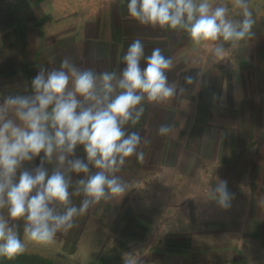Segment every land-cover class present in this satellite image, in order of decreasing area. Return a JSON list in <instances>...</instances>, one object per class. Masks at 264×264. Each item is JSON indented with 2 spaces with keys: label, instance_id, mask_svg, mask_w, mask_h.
<instances>
[{
  "label": "crops",
  "instance_id": "obj_1",
  "mask_svg": "<svg viewBox=\"0 0 264 264\" xmlns=\"http://www.w3.org/2000/svg\"><path fill=\"white\" fill-rule=\"evenodd\" d=\"M86 2L74 6L69 2L59 1L52 4L49 9H78L81 12H65L59 17L54 15L44 20L36 19L34 22L25 21L17 24V46L26 49L27 52L17 57L16 63L13 64L15 67L9 66L8 57L1 56L0 74L7 76L8 80L0 82V99L6 95L30 93L31 79L37 74L39 67H59L65 57L82 68H93L97 72L116 71L119 74L123 67L122 58L134 39L142 40L146 55H150L152 49L160 48L166 57L173 60V67L166 75L169 83L176 87L177 94L164 104L156 105L146 100L142 101L140 106L144 108V115L137 125H127L126 131H138L142 139L147 141L141 145L145 158L143 162H139V169L145 173L140 172L137 176L130 168L136 162L133 156L127 159L117 175L127 185V193L120 198V201L128 200L132 203L128 209L129 215L135 210L136 203L148 202V211L140 212H144L149 219L159 218L162 234L151 241L148 236L150 232H146L143 239L130 237L128 264H264V194L251 196L250 199L248 191L244 189L245 183L248 182L247 178L241 179L239 189L229 191L234 195L233 200L241 197L243 204L240 206L239 203L235 209H230L227 217H224V212L221 214L217 207L213 188L205 189L204 194L194 196V201H197L194 207L199 209L198 216H200L201 203L207 202L199 197H206L211 202L208 217L201 216L208 219L205 222L203 218L200 219V224L193 211L184 209L181 215L170 214L180 208L179 204L175 210L171 209L172 211L167 209V206H163L170 197L171 201H174L176 197L181 196L179 187L184 186L183 180H186L184 175L179 176L176 172V176L170 181L167 176L169 170L180 169L178 162L180 154L199 156L210 154V159L199 166L198 179L192 180V184L214 187L219 183L218 179L212 181V177L205 174V171L224 166H232L236 170L246 169L250 163L247 156L251 152L250 145L264 137L263 133H258L253 140V136L248 132L233 129L232 126L222 123L225 122L224 119H215L214 116L218 113L213 111V109L227 110L230 107L237 108L243 105L244 97L234 96V91L238 90V83L236 82L234 86L233 75L240 73L242 60L250 56L257 57L264 51V46L258 45L260 41L264 42V0H250L249 3L256 20L253 28L255 36L251 40L240 42L235 48L231 44H224L226 55L223 58H217L212 54L213 43L194 45L183 30L140 25L128 16L126 7L128 0H103L92 8H88ZM223 2L229 7L230 18L242 19L240 11L232 8L231 0H223ZM89 9L96 11L88 14ZM10 23L7 21L0 27L1 53L4 52L2 42L7 38L4 37ZM215 43L219 44L222 41ZM144 66L146 65L142 60L141 67ZM208 73L216 75V80L212 82L214 85L211 84L210 89ZM15 75L17 79L13 80ZM187 75L194 77L193 84L185 83L184 77ZM207 88L209 92L213 91L208 94L211 98L205 101L204 92ZM204 108L209 109L205 119L201 115ZM162 124L172 128L167 136L158 134ZM204 125L216 129L203 131ZM257 153L264 155V145L260 147L257 145ZM77 155L83 157L82 148L77 149ZM169 155H171V164L168 162ZM237 156H240V162L244 159L247 166L243 167ZM36 163H39V158ZM256 163L258 167L262 165V162L261 165L259 161ZM52 164H56L55 160ZM127 169L128 174L125 173ZM234 184L227 181V187ZM142 185L145 188L140 190ZM169 185L172 186L171 193H168ZM238 193L242 196L237 195ZM260 201L261 210L260 205H256V202ZM181 202L184 203L185 200ZM211 218L214 219L210 220ZM223 218H227L228 221L222 220ZM201 223L215 224L216 226H213L209 233L212 239L218 238L212 233H224L219 237L223 243L216 245L203 242L205 236L201 231ZM169 224L170 228H168ZM154 229L157 230V227ZM193 235L198 239L194 240ZM152 238L150 235V239Z\"/></svg>",
  "mask_w": 264,
  "mask_h": 264
},
{
  "label": "clouds",
  "instance_id": "obj_2",
  "mask_svg": "<svg viewBox=\"0 0 264 264\" xmlns=\"http://www.w3.org/2000/svg\"><path fill=\"white\" fill-rule=\"evenodd\" d=\"M249 3L231 0L242 16L238 20L230 18L223 0H128L126 7L140 25L183 30L194 45L213 43L212 54L223 58L224 44L235 48L255 36ZM122 64L119 74L97 72L65 57L59 67H39L30 93L0 99V213L6 210L0 214V259L21 255L25 241L53 244L57 234L70 231L90 208L127 193L117 173L130 157L143 162L141 145L147 141L126 126L140 122L142 101L164 104L177 90L166 75L172 58L158 47L146 55L139 38L128 46ZM184 80L194 83L191 75ZM171 131L162 124L158 134ZM78 148L83 158L77 156ZM54 160L50 173L46 165ZM71 174L79 177L74 188ZM214 193L221 209L232 207L234 195L226 180L219 181ZM74 196L82 197L78 206Z\"/></svg>",
  "mask_w": 264,
  "mask_h": 264
},
{
  "label": "rangeland",
  "instance_id": "obj_3",
  "mask_svg": "<svg viewBox=\"0 0 264 264\" xmlns=\"http://www.w3.org/2000/svg\"><path fill=\"white\" fill-rule=\"evenodd\" d=\"M59 1L69 2L71 5H79L81 2H86L88 8H92L95 4L103 2V0H0V27L3 23H7L10 21L11 25L9 26L7 32L5 33L6 40L2 42V49L4 52H0V60L4 57L9 58V66H14L16 63L17 57H21L25 55L27 50L23 48H18L17 46V24H21V22H34L36 19H47L50 16H58L67 12V13H78L80 10H62L49 9L52 7V4H56ZM107 1V0H105ZM96 10L89 9L87 11L88 14L95 13ZM19 23H18V22ZM17 22V23H16ZM16 23V24H14ZM28 27V26H27ZM98 27V26H97ZM28 29H30L28 27ZM99 31V30H98ZM21 45V43L19 44ZM259 47L264 46V42L258 43ZM27 48V45L26 47ZM2 56V58H1ZM242 66L240 68V73L233 75L234 86H236V82L238 83V90L234 91V96L244 97L243 105L238 106L237 108H229L227 110L224 109H213L214 112L218 113V115L214 116L215 119H224L222 123L232 126L233 129H238L239 131L248 132V134L252 135L253 140L256 139V134L263 133L264 134V51L259 53V56L254 57L250 56L242 60ZM16 69V68H15ZM16 72V71H15ZM215 74L208 73V88H211L212 82L216 80ZM22 77V76H20ZM7 76H1L0 74V82L5 80ZM17 76H14L13 80H16ZM213 79V80H212ZM204 92L205 101L208 98H211L209 89ZM10 91V90H8ZM238 91V93H237ZM9 93V92H7ZM12 93V91H10ZM15 93V90H14ZM208 108H204L201 112L202 118H207ZM212 110V109H211ZM218 122V121H217ZM220 122V121H219ZM192 127V126H191ZM210 129V130H209ZM216 128H210L208 125H204L202 127L203 131H214ZM251 139V138H250ZM250 143V140H249ZM257 145H264V137L259 138L258 142H253L250 148V153L247 155L249 157V167H246L244 170L235 169L232 166H224L218 169L206 170L205 174L212 177V181L218 179L229 181V183H235L234 185H229V191H234L239 189V183L242 178H247L248 182L245 183L244 189H246L251 196L254 195H262L264 194V155H260L257 153ZM80 157V155H77ZM216 156V155H213ZM263 156V159H262ZM211 157L210 154H204L202 156L199 155H187L180 154L178 156V162L180 164V169L178 171L169 170L168 179L169 181L176 176V172H178L179 176L184 175L183 177L186 179L183 180L184 186L179 187L180 198L176 197L175 200L171 201V197L169 198L163 206H167V209L175 210L176 206L179 207L174 213L175 215H181L182 210L193 211L196 216V220H198V224H200V219H204V222L207 221L208 218V210H210V201L206 197H199L207 200V202L201 203L200 207V216L199 209L194 207L197 205V201H194V196L196 194H204L206 192L205 189L213 188L218 185L216 184L214 187H206V186H196L192 184V180L198 179L199 166H201L204 162L209 160ZM233 157H236L233 155ZM238 157V161L240 162V156ZM244 157V156H243ZM83 158V157H81ZM170 160L168 161L171 164V155H169ZM168 158V159H169ZM204 158V159H203ZM246 160V159H245ZM256 161L262 162V165L258 167L257 163H252ZM207 165V163H205ZM242 166H247L246 161L244 159L240 162ZM235 166V165H234ZM49 172L56 167V164H48L46 165ZM133 171H135L136 175L139 176L140 172H142L139 168V162L136 160L135 163L130 167ZM134 168V169H133ZM175 172V173H174ZM125 173H129L127 169ZM156 174V173H155ZM72 175L73 188L75 187V181L79 179L75 174ZM157 175V174H156ZM160 176V175H159ZM218 176L219 178H216ZM242 176V177H241ZM181 178V177H180ZM194 183H196L194 181ZM145 188V186H141L140 190ZM155 189V186L153 187ZM168 193H171L172 186H168ZM195 191H199L198 193H194ZM205 191V192H204ZM194 193V194H193ZM237 195L242 196L241 193ZM207 196V195H206ZM127 197V196H126ZM128 198V197H127ZM82 197H73V203L77 206L79 205ZM241 197L232 200V207L236 208V205L241 206L243 204V200ZM185 200V202H181ZM188 200V201H187ZM181 202V203H180ZM237 202V204H236ZM132 203L127 201H120L118 198H114V200L102 201L100 204L90 208L84 215L79 216L75 221V227H73L67 233H59L53 244L48 247L57 250V249H65L70 255L75 257L82 264H128L129 262V240L130 237H137L139 239H143L145 237L146 232H150L152 235V239L156 240L158 236L162 234L159 218L149 219L146 218L144 212H140L141 210L148 211V202L144 203H136L135 210L132 214L129 215L128 209ZM218 204V203H217ZM251 204H253L251 200ZM259 204V209L261 210L262 203ZM200 206V205H199ZM219 207V205H217ZM159 208V207H158ZM221 211L224 217H227L230 213V209L223 210L220 207L218 208ZM171 210V211H172ZM126 212V213H125ZM136 212V214L134 213ZM0 214L6 215V210ZM125 215V216H123ZM206 216L202 217L201 216ZM211 218L210 220H213ZM176 220V219H175ZM186 220V219H185ZM222 220H227V218H223ZM182 221V220H181ZM165 223V220H164ZM216 226L215 224L201 223L202 232H204L205 243L211 244H220L223 243L219 239V237L224 235V233H212L218 238L211 237L209 233L211 228ZM222 226V225H220ZM226 226V223H225ZM157 227V230L154 228ZM187 227V226H185ZM21 228V239L23 240V222H20ZM170 228V224L168 226ZM146 229V231H145ZM148 229V231H147ZM206 233V234H205ZM164 235V234H163ZM157 236V237H156ZM196 235H193V238ZM156 237V238H155ZM198 238H194L197 240ZM196 242V241H195ZM32 245H37L31 242H28Z\"/></svg>",
  "mask_w": 264,
  "mask_h": 264
},
{
  "label": "trees",
  "instance_id": "obj_4",
  "mask_svg": "<svg viewBox=\"0 0 264 264\" xmlns=\"http://www.w3.org/2000/svg\"><path fill=\"white\" fill-rule=\"evenodd\" d=\"M0 264H82L65 249L32 245L25 241L24 252L13 260L0 259Z\"/></svg>",
  "mask_w": 264,
  "mask_h": 264
}]
</instances>
